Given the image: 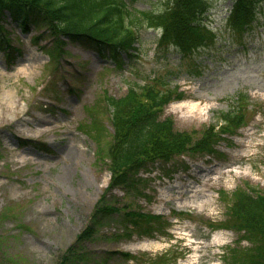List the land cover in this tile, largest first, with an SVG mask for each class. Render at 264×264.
<instances>
[{
  "label": "rangeland",
  "instance_id": "1",
  "mask_svg": "<svg viewBox=\"0 0 264 264\" xmlns=\"http://www.w3.org/2000/svg\"><path fill=\"white\" fill-rule=\"evenodd\" d=\"M170 1L126 0L131 9L154 14ZM207 1L212 44L183 56L173 45H158L161 30L142 22L134 56L121 66L68 42L63 56L51 59V37L37 39L39 31L24 33L8 16L1 20L11 55L0 47V264H59L104 194L124 213L158 215L163 230L127 237L123 214L103 216L83 245L86 264L162 257L166 264H230V250L251 246L237 240L242 232L217 227L228 220L235 189L248 185L264 194V2L238 41L227 22L233 0ZM145 83L161 90L166 83L175 92L163 116L193 145L209 126L223 123L218 115L232 109L238 93L253 108L211 155L188 151L150 163L123 188L107 191L112 128L103 95L121 97ZM190 105L199 115L187 112ZM209 172L220 178L205 186Z\"/></svg>",
  "mask_w": 264,
  "mask_h": 264
},
{
  "label": "trees",
  "instance_id": "2",
  "mask_svg": "<svg viewBox=\"0 0 264 264\" xmlns=\"http://www.w3.org/2000/svg\"><path fill=\"white\" fill-rule=\"evenodd\" d=\"M264 0H234L227 17L228 26L240 41L256 19V6ZM207 0H171L163 12H141L131 9L126 0H0V22L8 16L22 32L30 28L39 31L37 39L52 38L55 45L50 51L51 59H59L65 51L66 42L91 47L115 63H124L123 55L132 57L137 42V28L142 22L162 29L160 43L174 45L184 56L196 49L213 43L215 34L205 23L208 11ZM0 23V47L11 49ZM67 40V41H66ZM11 55V51L6 52ZM158 81V80H157ZM174 91L156 89L148 83L141 87H129L118 98L103 95L112 127L106 159L111 174L107 191L127 185L132 176L148 164L167 162L173 156L188 151L208 152L220 141L221 135L243 125L241 111H227L220 119L224 126L206 129L195 145L191 137L174 128L170 117H162L165 105L172 101ZM176 96H180L178 93ZM180 98V97H178ZM146 169V168H145ZM123 212V213H121ZM123 214L127 224L125 235L134 233L149 236L154 231L162 232L163 222L157 215L125 212L123 208L105 202L101 196L91 214L89 224L77 235L65 251L59 264H86L88 256L83 245L96 231L103 216ZM228 220L221 228L242 232L239 241H247L249 247L230 250V264H264V194L246 186L231 193L228 205ZM145 224V228H141ZM151 224V226H150ZM131 259L136 257L124 253ZM148 264H166L164 257Z\"/></svg>",
  "mask_w": 264,
  "mask_h": 264
},
{
  "label": "bare ground",
  "instance_id": "3",
  "mask_svg": "<svg viewBox=\"0 0 264 264\" xmlns=\"http://www.w3.org/2000/svg\"><path fill=\"white\" fill-rule=\"evenodd\" d=\"M188 109H189V111H187L188 113H193L192 115H199L198 113H197V109H196V106L195 105H190V106H188ZM186 115V114H185ZM191 115V114H190ZM243 146H245L244 144H243ZM242 157H244L243 155H241V159H243ZM200 172H205V170H203V169H201V171ZM212 173L213 172H209V173H207V174H205V180L203 181L204 183H203V185H205V186H211L210 184H212V182L213 181H215V180H218L220 177H215V176H213L212 175ZM192 192H193V194H196L197 192H198V190H192ZM213 245H216L217 244V242L216 241H214L213 243H212Z\"/></svg>",
  "mask_w": 264,
  "mask_h": 264
}]
</instances>
